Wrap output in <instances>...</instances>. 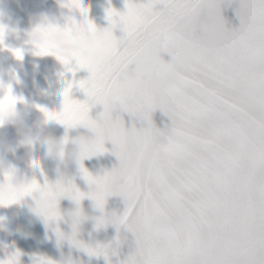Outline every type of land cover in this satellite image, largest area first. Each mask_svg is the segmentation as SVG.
Returning a JSON list of instances; mask_svg holds the SVG:
<instances>
[{
    "label": "snow or ice",
    "instance_id": "obj_1",
    "mask_svg": "<svg viewBox=\"0 0 264 264\" xmlns=\"http://www.w3.org/2000/svg\"><path fill=\"white\" fill-rule=\"evenodd\" d=\"M222 2L127 0L120 13L126 33L80 62L92 73L80 81L91 98L121 57L108 90L120 109L149 123L157 107L172 118L171 142L146 157L139 173L114 168L98 193L102 202L125 199L112 222L136 236L139 259L134 254L126 264H264V0H240L241 24L232 30ZM137 16L150 22L146 43ZM134 44L139 54L128 57ZM70 88L61 122L91 119L87 101L70 99ZM98 120L107 122L120 157L123 120H113L107 105ZM85 177L92 182L86 170Z\"/></svg>",
    "mask_w": 264,
    "mask_h": 264
},
{
    "label": "clouds",
    "instance_id": "obj_2",
    "mask_svg": "<svg viewBox=\"0 0 264 264\" xmlns=\"http://www.w3.org/2000/svg\"><path fill=\"white\" fill-rule=\"evenodd\" d=\"M74 10H81L80 0H58L55 11L29 13L27 28L19 29L13 22L12 12L6 7V0H0V46L4 45L7 37L15 38L19 35L22 36L24 45L37 56L53 57L62 69L72 65L73 61L78 68H87L81 67L80 62L97 58L100 47L106 40L118 42L120 37L116 36L115 30L120 28L124 35L127 22L121 19L122 12L112 9L114 15L111 19L108 18V26L99 27L89 19L87 10L81 12L79 20L74 17ZM135 28L146 43L150 36V22L137 16ZM138 54L137 46L132 45L128 57L135 58ZM14 55L19 58L21 53L16 50ZM121 62V57H117L108 73L96 82L97 95L94 97L90 98L80 87V81L78 82L86 93L88 117L91 119L80 118L65 123L61 122L64 118V106L59 112L41 109L42 115L29 121L28 113L17 107L18 98L12 94V88L7 83V70L0 69V89L3 90V95H0V207L13 204L23 207L33 220L43 222L54 231L59 241L67 242L68 250L61 249L59 259L40 258L44 264H86L76 254L78 251L99 255L103 250L99 243H93L84 237L85 234L91 236L93 229L113 220V217L105 213L107 198L103 202L98 198L105 182L111 179L112 171L99 176H92L87 172L92 178V182L88 181V193L77 186L75 174L77 170L84 171L85 174L84 161L99 157L106 151L105 141L109 139L107 122L93 119L90 110L99 104L103 105L105 111L107 105L115 120L113 113L120 109L122 102L118 97L108 94V90L112 88V80L115 79L112 74L119 75ZM91 75L90 72L89 77ZM70 92L71 88L69 96ZM57 122L67 128L63 136L53 133ZM7 128L14 130L15 143L3 131ZM119 140V167L129 173H139L143 170L146 157L158 155L171 142V135L168 128L156 126L153 121L149 123L140 120L139 127L135 124L126 127L123 123ZM17 148L24 150L23 157L18 159L28 161L43 149L46 157L55 163V176L40 184L31 178L36 175L35 169H31L27 176L18 173L10 167L8 160L9 155L15 156ZM123 179L121 177L119 182H123ZM86 196L91 201L88 205L84 204ZM64 198L69 201L68 207L61 204ZM6 219L0 217V228ZM89 224L93 225V229L89 228ZM4 264H14V260L6 259Z\"/></svg>",
    "mask_w": 264,
    "mask_h": 264
},
{
    "label": "rangeland",
    "instance_id": "obj_3",
    "mask_svg": "<svg viewBox=\"0 0 264 264\" xmlns=\"http://www.w3.org/2000/svg\"><path fill=\"white\" fill-rule=\"evenodd\" d=\"M26 0H6V7L13 14V22L18 27H27L21 16L27 9L24 3ZM32 1V0H31ZM41 1L44 10L50 7H57L58 0H36ZM127 0H80L81 10L73 12L74 17L79 20L81 12L87 10V15L97 26L106 27L109 24L108 10L110 8L118 12L126 11ZM135 3H142L144 0H133ZM157 7H162L157 5ZM240 7V0H223L221 3V14L225 20L226 27L230 30L238 29L241 24L237 9ZM117 37L123 36L120 28L115 30ZM19 50L21 55L17 58L14 53ZM164 61H171L172 57L168 53H161ZM0 69L7 70V83L12 88V94L18 98V108L26 109V100H33V95L41 103L35 106L34 110H28L29 121L42 115L41 109L48 112L53 110L59 112L64 106V91L72 85L70 98L77 101H85L86 93L79 87V81L89 77L87 68H78L75 61L66 68H61L59 63L51 56H37L29 47L25 46L22 36L6 38V43L0 46ZM70 69H75L70 70ZM51 93L52 95H50ZM0 95L3 90L0 89ZM41 96V97H40ZM28 98V99H27ZM39 101V102H40ZM37 112V115L33 113ZM104 111L103 105H95L90 110L93 119H99L100 113ZM123 120L126 127L135 124L140 126V120L131 113L117 109L113 113V118ZM151 119L156 126L170 128L172 118L161 108L157 107L151 114ZM9 140L15 143L14 130L3 129ZM65 125L57 122L53 133L56 136L66 134ZM105 153L99 157H93L84 161L85 170L92 176L103 175L119 167L120 161L116 155V145L109 138L105 141ZM24 150L17 148L15 156L9 155V165L18 173L28 175L31 169L36 170V175L31 177L37 183H44L47 178L56 174L55 163L48 159L43 149L31 161L18 159L23 157ZM77 186L85 193L90 191L88 179L84 171L77 170L75 174ZM90 199L86 196L84 204L88 205ZM22 204V201H21ZM63 207L69 206L67 198L61 200ZM126 202L121 195H110L106 199L105 213L109 217L123 215L126 210ZM0 217H6L3 227L0 228V264H4L6 259H13L14 264H39L40 258L59 259L60 251L68 250L67 242H61L56 238L54 231L47 228L43 222L33 220L27 210L15 204L8 207H0ZM31 228V229H30ZM34 228V229H33ZM93 229V225L89 224ZM26 235V236H25ZM50 238V240H48ZM86 240L99 243L102 251L99 255H89L84 251L76 254L81 256L86 264H126L132 255L138 256V243L135 234L125 225L108 222L98 229H93L92 235L85 234Z\"/></svg>",
    "mask_w": 264,
    "mask_h": 264
},
{
    "label": "crops",
    "instance_id": "obj_4",
    "mask_svg": "<svg viewBox=\"0 0 264 264\" xmlns=\"http://www.w3.org/2000/svg\"><path fill=\"white\" fill-rule=\"evenodd\" d=\"M24 3L27 5L26 11L21 14V16L24 15V17L21 18L24 24H27V17H28L29 13H39V12H45V11H49V10L55 11V9H56V7H50V8H47L48 10H44L42 2L41 1L36 2V0H32V1L26 0ZM18 28L19 29H25L27 27H18ZM5 43H6V40H5ZM49 94L52 95L51 93H49ZM32 99H33L32 101L26 100L25 105H26V109H28V110H34L35 106H37L38 104L41 103L40 98L37 99L34 95H33ZM26 109H25V111L27 113H29L28 110H26ZM33 113L35 115H37L36 111H33Z\"/></svg>",
    "mask_w": 264,
    "mask_h": 264
},
{
    "label": "bare ground",
    "instance_id": "obj_5",
    "mask_svg": "<svg viewBox=\"0 0 264 264\" xmlns=\"http://www.w3.org/2000/svg\"><path fill=\"white\" fill-rule=\"evenodd\" d=\"M31 229V228H30ZM34 229V228H33ZM26 236V235H25ZM48 240H50V238L48 239Z\"/></svg>",
    "mask_w": 264,
    "mask_h": 264
}]
</instances>
